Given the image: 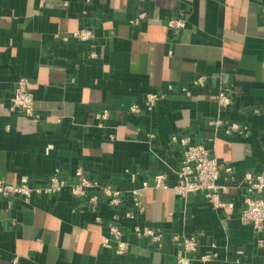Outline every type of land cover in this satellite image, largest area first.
Masks as SVG:
<instances>
[{
	"label": "crops",
	"instance_id": "0c3cea01",
	"mask_svg": "<svg viewBox=\"0 0 264 264\" xmlns=\"http://www.w3.org/2000/svg\"><path fill=\"white\" fill-rule=\"evenodd\" d=\"M263 2L0 0V176L40 185L55 170L72 180L81 167L124 192L118 207H92L68 188L28 201L0 197V264H176L172 236L181 233L198 240L192 264H264V247L240 219L243 186L222 192L231 206L218 211L202 193L179 197L151 183L157 173L173 181L181 158L173 137L203 145L237 180L264 175ZM177 17L184 27L168 28ZM80 28L92 37L74 38ZM21 77L38 121L10 109ZM223 88L232 99L226 108L215 97ZM150 93L158 99L147 110ZM102 110L106 119H97ZM214 119L244 131H214ZM144 181L138 212L131 191ZM109 223L128 242L124 254L115 252ZM144 226L161 234L156 243L136 237L134 228ZM206 253L212 257L203 262Z\"/></svg>",
	"mask_w": 264,
	"mask_h": 264
},
{
	"label": "built area",
	"instance_id": "2783aa9c",
	"mask_svg": "<svg viewBox=\"0 0 264 264\" xmlns=\"http://www.w3.org/2000/svg\"><path fill=\"white\" fill-rule=\"evenodd\" d=\"M260 17L264 20V2L259 7ZM144 17V13H140L134 19L137 23ZM167 27L178 30L184 27L185 19L181 17L171 18L167 21ZM92 31L88 28H80L75 31L72 36L78 40L86 41L92 37ZM197 85H203V80L198 79ZM30 82L26 78H19L14 85L13 95L10 99V109L19 110L22 114L32 120L38 121L40 115L35 110L34 100L30 93ZM217 104L221 108L231 105L232 99L228 93V89H220L216 95ZM158 99L157 94L150 93L146 95V109L150 110ZM132 112H137L138 107L132 105ZM107 110H102L96 114L97 119H106ZM214 131H222L226 135L234 132H243L236 123L223 124L219 119L209 121ZM173 141H177L181 145V158L179 166L173 171L172 183H167V175L165 173H157L152 178V185L156 188L170 189L176 196L186 197L193 193H202L206 201L215 209L223 210L230 207L231 203L222 200L221 193L230 185L236 187L243 186V210L241 212L242 223L252 227L255 235V244L257 247H264V239L262 233L264 231V175L263 174H244L237 180L234 170L231 166L225 165L212 156L208 149L201 144H191L187 138L173 137ZM149 183L144 181L141 188L131 191L133 205L138 212H142L143 208L139 200L140 191L148 188ZM63 188H68L70 194L74 197L87 198L89 204L94 207L100 201H106L112 207H118L122 203L124 192L111 187V185L95 179L87 177L81 167H77L73 171V179H64L58 170L40 185L29 183L26 178H22L17 183H9L0 176V197H21L28 201L32 195L46 194L54 195ZM126 217H131L130 212L125 213ZM117 216L114 215L113 219ZM108 233L114 241L115 252L124 254L128 248V242L123 238L122 230L114 223H109ZM134 233L138 238H146L150 243H156L161 234L153 228L135 227ZM172 241L179 250L176 254V264H192L196 259L198 251V240L195 235L191 234H175ZM107 238L104 239L103 245L107 244ZM212 254L206 253L199 257L203 262L211 259Z\"/></svg>",
	"mask_w": 264,
	"mask_h": 264
}]
</instances>
